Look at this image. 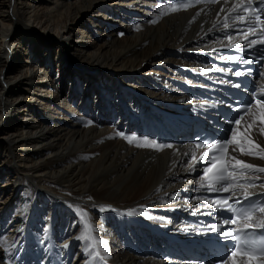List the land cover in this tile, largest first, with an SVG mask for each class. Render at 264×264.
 Listing matches in <instances>:
<instances>
[{
  "label": "bare ground",
  "instance_id": "bare-ground-1",
  "mask_svg": "<svg viewBox=\"0 0 264 264\" xmlns=\"http://www.w3.org/2000/svg\"><path fill=\"white\" fill-rule=\"evenodd\" d=\"M172 7L0 0V264L163 262L135 253L133 238L149 221L179 223L170 208L192 205L195 150L137 145L154 141L160 111L153 106L179 94L170 86L178 65L217 44L231 8L225 1ZM250 115L237 129L241 144L264 147L257 108ZM230 156L264 167L236 145ZM252 175L264 182V173Z\"/></svg>",
  "mask_w": 264,
  "mask_h": 264
},
{
  "label": "snow or ice",
  "instance_id": "snow-or-ice-1",
  "mask_svg": "<svg viewBox=\"0 0 264 264\" xmlns=\"http://www.w3.org/2000/svg\"><path fill=\"white\" fill-rule=\"evenodd\" d=\"M212 2H216V0H212ZM248 3L251 4L252 0H248ZM190 5H183V7L187 8ZM236 7H239V5L233 6V11ZM172 11L178 10L175 6L170 9ZM245 12L249 11H256V9L251 8H245ZM237 20L244 21V16H238ZM257 22L261 20V17L259 15L256 16ZM230 25L225 23L224 28H229ZM254 29L249 28L247 32L242 33V38L245 40H248V37L253 33ZM229 40L232 39L231 36L228 37ZM260 44L264 45V38H261L260 40H251L248 42V47L252 48L253 46ZM229 47H236V45H228ZM228 59L236 61L239 59L237 56H231L228 57ZM236 76H241L242 73L239 71L235 72ZM235 87L239 88L240 85H235ZM241 108H247V111L249 113H252V105H244L241 104ZM255 107L258 110L259 115L255 116V119H258L259 122L264 125V93L261 94V98H257L255 100ZM255 115V114H254ZM242 119V117H241ZM241 119H236L234 121L235 125H240ZM255 122V121H254ZM253 127L252 124L248 125V129H251ZM260 133L264 134V127L260 128ZM245 137V133L239 132L236 128L232 129V137L230 140L225 141H214L209 144H197V148H206L207 153H211L214 150L220 151L222 150L227 156V145L233 144L239 147L240 152L242 155L246 156H255L260 159H264V147H262L260 144L255 143L251 139L246 140V145L241 144V140ZM138 147H154L156 149H163V148H172L173 146L171 144H158L156 141L148 142L147 138H145V142L142 144H138ZM259 151H256V150ZM207 153L202 152L200 154L199 159L200 160H206L208 159ZM193 161H196L197 157L193 155L192 157ZM230 160H234V164H232L233 168L240 167L242 169H255L258 172L264 173V167H257L254 164L246 163L244 160L236 159L235 157H230ZM228 164L229 160L222 159L218 156H213L206 167L203 168V175L201 177L202 181H207V184H201V187H206L209 192H230L235 187H240L244 189V197L247 199V197H250L253 195L250 191L247 190L245 185H236L230 182H227L229 180H235L237 179V175L233 172H228ZM190 167L192 165H189ZM227 173V174H225ZM240 176H243V172L239 174ZM226 182V183H221ZM217 185H220L217 187ZM252 185H249L248 187H251ZM234 195V193H233ZM91 199V198H89ZM211 205H213L218 210H225V211H233V205L229 203L228 198H220L216 197L208 201ZM237 203H240L237 201ZM110 207V206H109ZM101 211H104V208L100 209ZM235 211L238 213L236 215H233L229 217L228 219H225L223 221L224 224H232L237 225V228L229 229L228 231H221V235L225 238V240L231 238L235 243L233 245V250L231 251V255L228 256V260L231 261V264H264V235L261 236L259 240L255 239L256 235V229H264V220L256 221L255 213L259 212L261 214H264V206L259 207L258 209L250 208L249 209H235ZM211 214V213H209ZM84 218L86 220V214H84ZM255 221V222H254ZM92 226L87 223H85V231L86 233H89L91 231ZM213 231H220L219 226L214 227ZM239 232L241 233L240 236L234 235V233ZM249 237H252L249 239ZM85 239L90 238L89 236H85ZM101 243L106 244V241H101ZM96 256H99V252L95 253ZM243 258V259H239ZM103 259V257H101ZM223 264H227V262H223Z\"/></svg>",
  "mask_w": 264,
  "mask_h": 264
},
{
  "label": "rangeland",
  "instance_id": "rangeland-1",
  "mask_svg": "<svg viewBox=\"0 0 264 264\" xmlns=\"http://www.w3.org/2000/svg\"><path fill=\"white\" fill-rule=\"evenodd\" d=\"M101 29V31H100V33H103V32H105V30L104 29H102V28H100ZM107 33V32H106ZM84 40H89V38L88 37H84ZM53 60H55V56H53ZM71 82H70V80H69V78H67L66 79V81L64 82V83H62V85L60 86V91L62 90V91H65V90H67V88H68V86H69V84H70ZM81 85L83 86V88L84 87H86V88H88V85H87V82H86V80H84V79H82L81 80ZM86 85V86H85ZM79 90H81V88L79 87ZM139 97V96H138ZM141 98V97H140ZM21 104H17L16 105V109L18 110L19 109V106H20ZM18 106V107H17ZM248 118L250 119L251 118V115H249L248 116Z\"/></svg>",
  "mask_w": 264,
  "mask_h": 264
}]
</instances>
